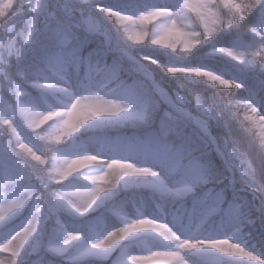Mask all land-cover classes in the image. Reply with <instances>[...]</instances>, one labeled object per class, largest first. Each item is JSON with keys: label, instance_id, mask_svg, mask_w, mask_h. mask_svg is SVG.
I'll use <instances>...</instances> for the list:
<instances>
[{"label": "snow or ice", "instance_id": "6c2138e0", "mask_svg": "<svg viewBox=\"0 0 264 264\" xmlns=\"http://www.w3.org/2000/svg\"><path fill=\"white\" fill-rule=\"evenodd\" d=\"M0 264H264V0H0Z\"/></svg>", "mask_w": 264, "mask_h": 264}]
</instances>
